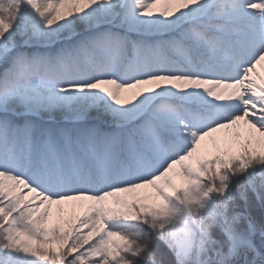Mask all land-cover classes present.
I'll list each match as a JSON object with an SVG mask.
<instances>
[{
	"label": "snow or ice",
	"instance_id": "6c2138e0",
	"mask_svg": "<svg viewBox=\"0 0 264 264\" xmlns=\"http://www.w3.org/2000/svg\"><path fill=\"white\" fill-rule=\"evenodd\" d=\"M0 264H264V0H0Z\"/></svg>",
	"mask_w": 264,
	"mask_h": 264
}]
</instances>
